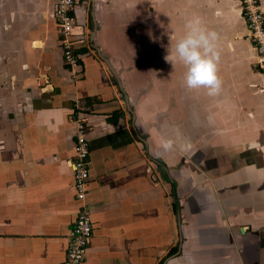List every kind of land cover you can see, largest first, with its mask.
Wrapping results in <instances>:
<instances>
[{"label":"crops","instance_id":"crops-1","mask_svg":"<svg viewBox=\"0 0 264 264\" xmlns=\"http://www.w3.org/2000/svg\"><path fill=\"white\" fill-rule=\"evenodd\" d=\"M56 4L0 0V264H64L79 121L81 264H264V72L240 0H77L75 69ZM192 17L219 37L216 96L165 59Z\"/></svg>","mask_w":264,"mask_h":264},{"label":"built area","instance_id":"built-area-1","mask_svg":"<svg viewBox=\"0 0 264 264\" xmlns=\"http://www.w3.org/2000/svg\"><path fill=\"white\" fill-rule=\"evenodd\" d=\"M77 0H57L55 18L61 29V46L65 64L75 69L79 66L80 56L73 35V10ZM242 16L247 26L249 39L256 51L255 68L264 72V14L259 0H240ZM74 158L71 160V170L75 199L80 203L74 225L68 235V247L64 264H81L89 239L92 235V221L84 204L89 181V142L86 138V126L83 121L77 124L75 135Z\"/></svg>","mask_w":264,"mask_h":264},{"label":"clouds","instance_id":"clouds-1","mask_svg":"<svg viewBox=\"0 0 264 264\" xmlns=\"http://www.w3.org/2000/svg\"><path fill=\"white\" fill-rule=\"evenodd\" d=\"M219 37L215 31L202 26L199 17L190 18L185 24L184 34L176 41L174 51L165 56L175 65L179 60L185 67L184 83L189 90L206 89V94H219L222 81L218 76L220 53L217 47ZM171 141L165 146L171 147Z\"/></svg>","mask_w":264,"mask_h":264}]
</instances>
